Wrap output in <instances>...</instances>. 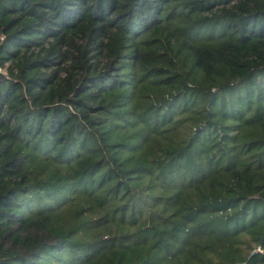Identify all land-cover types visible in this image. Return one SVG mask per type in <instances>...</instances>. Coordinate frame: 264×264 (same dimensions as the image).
Masks as SVG:
<instances>
[{
	"label": "trees",
	"instance_id": "1",
	"mask_svg": "<svg viewBox=\"0 0 264 264\" xmlns=\"http://www.w3.org/2000/svg\"><path fill=\"white\" fill-rule=\"evenodd\" d=\"M0 264H264V0H0Z\"/></svg>",
	"mask_w": 264,
	"mask_h": 264
},
{
	"label": "built area",
	"instance_id": "2",
	"mask_svg": "<svg viewBox=\"0 0 264 264\" xmlns=\"http://www.w3.org/2000/svg\"><path fill=\"white\" fill-rule=\"evenodd\" d=\"M0 73H1V69H0Z\"/></svg>",
	"mask_w": 264,
	"mask_h": 264
}]
</instances>
